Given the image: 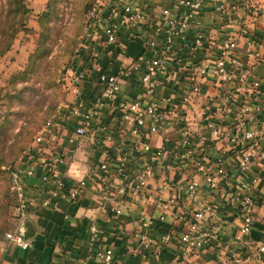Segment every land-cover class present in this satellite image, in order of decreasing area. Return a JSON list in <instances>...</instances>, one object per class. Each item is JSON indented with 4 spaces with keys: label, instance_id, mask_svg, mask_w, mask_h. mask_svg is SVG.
I'll list each match as a JSON object with an SVG mask.
<instances>
[{
    "label": "built area",
    "instance_id": "2783aa9c",
    "mask_svg": "<svg viewBox=\"0 0 264 264\" xmlns=\"http://www.w3.org/2000/svg\"><path fill=\"white\" fill-rule=\"evenodd\" d=\"M147 5V0H94L85 16L78 51L84 57L82 59L95 63L101 52L100 47L111 46L119 52L122 49L125 51L123 35L125 33L130 38H135L147 25ZM205 8L217 14L221 22L222 32L218 39L211 40L206 32L196 28L200 15L206 13ZM161 16L162 22L155 24L142 51L129 62L117 59L111 67L98 75V93L94 98L88 100L82 96V82L87 77L88 68L73 66L64 78L68 87L74 89L73 111H82L79 122L74 127L75 136L90 135L96 140L98 147L118 143V162L114 168L117 180L108 181L105 178V173L111 168L109 154L98 164V173L103 175V179L97 191L103 207L119 216L131 205H139L143 199L150 201L157 210L156 216L153 218L146 211H139L137 214L141 229L139 238L146 248L156 244L151 233L156 220H162L170 205L179 204L180 199L190 209L188 214L181 212L178 215L179 223L183 224L179 242L185 249L200 251L209 247L213 240L226 235L229 223L210 203L201 201L200 183L195 176L187 174L192 169L204 171L207 165L201 163V156L208 148V136H219V129L216 127L196 136V130H188L184 123L192 98L200 93L203 80L210 79L220 89L219 94L213 97L212 110L226 111L229 116L228 111L233 107L238 108L242 114L239 128L227 132L226 148L217 159L219 164L225 157H229L233 160V168L229 172L223 166L214 165L215 172L222 175V179H232V197L238 206L241 224L238 234L224 240L223 250L213 252L214 257L220 264H245L251 258L262 261L264 239L256 241L250 234L256 208L260 204L264 207L259 194L261 181L264 187L263 175L254 169V163L264 159V148L258 140L257 132L247 126L258 113H263L264 116V100L263 108L259 105L253 107L255 93L261 88L262 75L261 72L253 75L250 66L253 62L264 64V26L259 25L264 20V0H172L170 4L161 7ZM99 30L102 32L103 46L95 42L96 32ZM190 30L194 32L191 40L186 37ZM79 64L80 61L77 65ZM130 76L135 78L137 87L142 90V97L121 96L123 81ZM163 89L179 94L177 101L183 113L179 124L184 126L179 140L173 141L167 134L169 122L174 117L172 110L163 112L159 101H156ZM67 103L62 102L56 107L37 130L32 145L20 154L12 172L9 190L15 199L14 218L19 223H23L30 215L32 200L27 195V179L33 177L38 169L45 170L43 181L53 183V188L47 190L40 202L42 207H55L62 198L77 200L82 189L87 186V181L82 180L67 191L59 167L67 161L70 154L53 152L46 155L43 150V143L52 134L55 124L61 120L65 110L71 107ZM104 108L121 124H101L96 121ZM156 133L163 136V141L161 146L153 147L150 135ZM70 139L73 140L72 137ZM241 146L245 150L239 152ZM134 154L139 160L136 165H130ZM166 156H170L176 170L186 176L177 184L178 195L164 199L162 193L173 189L171 182L164 179L156 191H152L149 180L157 176V170L163 166ZM212 174H206V183L214 189L219 180L213 178ZM225 185H229V182L226 181ZM25 232V226L18 231L5 232L0 244L5 241L27 249L30 243L24 239ZM101 234L97 224L89 226L86 260L95 259L99 264H123L114 260L110 246L101 243ZM166 239L167 236L162 237V240ZM244 242L249 248L250 256L237 254L233 247L235 243Z\"/></svg>",
    "mask_w": 264,
    "mask_h": 264
},
{
    "label": "crops",
    "instance_id": "0c3cea01",
    "mask_svg": "<svg viewBox=\"0 0 264 264\" xmlns=\"http://www.w3.org/2000/svg\"><path fill=\"white\" fill-rule=\"evenodd\" d=\"M149 19L147 25L142 28L135 38H130L125 33L122 41L126 46V50L120 52L117 48L111 46L100 47V54L95 63H90L86 59H82L78 66L88 68L89 72L86 79L82 82L83 94L86 99L94 98L98 93L96 88V79L101 72L111 67L117 59L131 61L133 57L142 51L148 39L153 33L156 23L163 20L161 16V7L166 6L172 0H147ZM206 13L200 15V21H197L196 28L201 32H206L207 37L211 40L218 39L221 34V22L214 12L205 8ZM264 26V22H262ZM95 42L99 46H103L102 32H96ZM188 39L194 37L193 30H190L186 36ZM249 63H252L249 61ZM253 75H259L261 72V88L255 93L254 105L263 108L264 100V64L253 62L250 64ZM183 78V76H179ZM71 91L73 87L69 86ZM219 88L210 79H204L201 85V91L192 98L191 105L186 113L185 127L188 130H196L194 134L198 136L202 132L206 133L211 128L219 129V136L215 138L211 134L206 141V152L201 156V163H206L207 167L204 171L192 169L187 174L195 176L200 183V199L202 202L210 203L214 210L229 223L226 235L220 236L213 240L209 247H205L200 251L187 250L179 242V233L183 224L179 223L178 215L190 209L187 205H183V200H179V204H171L166 212L165 217L157 219L155 227L152 229V237L156 240L154 247L146 248L139 238L140 225L137 221L139 211H146L154 218L157 210L152 203L143 199L139 205H131L125 209L122 214L115 216L111 211L103 207L102 200L97 191L98 185L101 184L103 175L98 173V164L106 155H110L111 168L105 173V178L109 181L117 180L114 174V168L117 161V142L107 143L98 147L96 140L90 135L77 137L74 134L75 124L79 122L82 111H73L74 92L71 97L66 100L70 108L65 110V114L61 120L55 124L54 130L47 140L43 143V150L46 155L51 153H69L70 157L64 164L60 165L61 173L64 176L66 190L79 184L80 181L86 180L85 186L80 192L77 200L71 198H62L55 207H42L40 202L46 196L47 190L53 188L52 182L42 180L45 170L38 169L33 177L27 179V195L32 200L31 211L29 217L19 223L15 219V227L13 231L25 226L26 232L24 239L28 240L30 247L22 249L16 245L2 241L0 244V264H99L95 259L86 260L88 255V228L91 224H97L101 231V243L110 246L113 249L114 260L123 264H220L214 257L216 251L223 250L222 243L227 238H232L238 234L241 224V215L237 204L233 201V192L230 182L231 178L222 179L218 172H215L214 165L218 164L217 159L221 152L226 148V134L234 129L239 128L241 113L238 108H230L229 116L226 111L216 112L212 110L213 97L219 94ZM227 89H225L226 91ZM176 93V92H175ZM121 96L124 98H140L142 90L137 87L135 78L132 76L126 78L121 86ZM178 93L173 94L161 90L156 97L159 101L163 112L172 110L174 117L170 120L168 127V136L173 140L181 138V132L184 126L179 124L182 116L181 106L177 101ZM220 100V99H219ZM230 106V105H229ZM67 108V107H66ZM104 108L100 111L96 121L101 124H121ZM190 124H189V123ZM189 126H188V124ZM246 126V125H245ZM257 132L264 148V116L258 113L253 122L247 126ZM72 137L73 140L70 138ZM69 139L71 141H69ZM163 136L156 133L150 135V143L153 147L162 145ZM243 146L240 151H244ZM131 159L136 165L139 158L132 155ZM40 160V159H39ZM41 161V160H40ZM174 160L170 156H166L163 166L157 170V176L149 180V188L152 191L159 187L162 180L171 182L173 189L169 192L164 191L162 196L164 199L178 195L177 184L185 178V174L176 170ZM135 162V163H134ZM218 165L226 168L227 171L233 168V160L225 157L222 163ZM209 168V169H208ZM208 169V170H207ZM254 169L263 176L264 179V159L254 163ZM213 173L212 177L219 180L216 188L211 189L206 183V174ZM229 182V185L225 183ZM259 189L260 201H264V187L262 181ZM186 202V200H185ZM184 202V203H185ZM254 226L251 232V238L259 241L264 239V207L260 204L255 211ZM12 231V230H11ZM167 236L168 239L162 240ZM237 254L241 256H250L247 244L235 243L233 245ZM245 264H264L262 261L249 259Z\"/></svg>",
    "mask_w": 264,
    "mask_h": 264
},
{
    "label": "rangeland",
    "instance_id": "374dc122",
    "mask_svg": "<svg viewBox=\"0 0 264 264\" xmlns=\"http://www.w3.org/2000/svg\"><path fill=\"white\" fill-rule=\"evenodd\" d=\"M93 1L0 0V239L15 227L8 170L73 94L64 78L81 61Z\"/></svg>",
    "mask_w": 264,
    "mask_h": 264
},
{
    "label": "trees",
    "instance_id": "16d2710c",
    "mask_svg": "<svg viewBox=\"0 0 264 264\" xmlns=\"http://www.w3.org/2000/svg\"><path fill=\"white\" fill-rule=\"evenodd\" d=\"M89 7V6H88ZM88 9V8H87ZM87 11V10H86ZM7 44V43H6ZM13 166H11L8 170V178H9V186H10V183H11V178H12V170Z\"/></svg>",
    "mask_w": 264,
    "mask_h": 264
}]
</instances>
